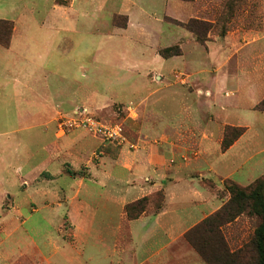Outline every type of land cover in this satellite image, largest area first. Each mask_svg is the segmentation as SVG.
Masks as SVG:
<instances>
[{"label":"rangeland","instance_id":"obj_1","mask_svg":"<svg viewBox=\"0 0 264 264\" xmlns=\"http://www.w3.org/2000/svg\"><path fill=\"white\" fill-rule=\"evenodd\" d=\"M228 1L0 0L4 41L17 26L0 44V264H152L176 237L158 264H207L185 238L220 209L195 221L204 203L264 178V0ZM192 19L213 28L200 39ZM60 102L75 106L45 120ZM77 113L125 141L63 125ZM227 128L245 132L223 152ZM142 198L143 215L166 205L170 238L134 223L132 242L122 215ZM258 223L225 226L231 248Z\"/></svg>","mask_w":264,"mask_h":264},{"label":"trees","instance_id":"obj_2","mask_svg":"<svg viewBox=\"0 0 264 264\" xmlns=\"http://www.w3.org/2000/svg\"><path fill=\"white\" fill-rule=\"evenodd\" d=\"M194 2L195 0H180ZM238 0L228 1L223 15L228 14L237 6ZM1 22V21H0ZM5 24L6 23H2ZM184 27L198 38H204L213 24L204 20H190ZM12 30V28H10ZM11 30L4 41L0 32V44L9 47L12 41ZM172 48L160 51L163 58H169ZM264 111V102L260 105ZM242 128H227L221 144L223 152L228 151L244 134ZM226 190L229 200L218 211L204 219L201 223L185 234L187 241L197 250L207 264H264V178L258 179L248 187H240L234 183L228 184ZM149 204L148 198H142L127 205L126 214L130 221L139 219ZM242 215L257 217L259 223L250 239L240 248L233 250L223 232V228L234 223Z\"/></svg>","mask_w":264,"mask_h":264},{"label":"crops","instance_id":"obj_3","mask_svg":"<svg viewBox=\"0 0 264 264\" xmlns=\"http://www.w3.org/2000/svg\"><path fill=\"white\" fill-rule=\"evenodd\" d=\"M64 7H68V8H72L73 7V3H71L70 5H67V6H64ZM122 15H126L127 17H128V19H129V21H128V27L130 26V22L132 23V17L130 16V15H128L127 14V12H125V13H122ZM127 27V28H128ZM17 32V26H16V24H15V28H14V33H13V36H12V41H13V37H14V34ZM12 41H11V45H12ZM74 106H75V104L73 103V102H70V104L69 105H67L66 104V102L65 103H63L62 104V102H60L59 103V105H56L53 109H48L46 112H45V115H43L44 116V119L45 120H47V116H52V117H55L57 114H59L60 113V111L59 110H61V111H67V112H69V111H71L73 108H74ZM51 117V118H52ZM48 121V120H47ZM156 166L153 164V161H150V168H155ZM148 168V170H149V167H147ZM166 187L167 186H165V190H166V195H167V199H166V204H167V201H168V187H167V189H166ZM205 191V190H204ZM202 200L203 201H208L209 199H208V197H206V198H202ZM210 202H208V203H204V204H206V205H209V206H211V209L206 213V212H202L201 213V215H200V217H198V218H196L195 219V221H197L198 219H204V218H206L208 215H210L211 213H213V212H215L216 210H218L219 208H221L222 207V205H220V204H209ZM210 212V213H209ZM167 215V208H166V205H165V207H164V210L162 211V212H160V213H158V214H156V215H148V214H145V215H143L142 217H140L139 219H137V220H133V221H127L128 222V228H129V231H130V234H131V239H132V242L134 243L135 242V240H134V238L136 237V236H140L139 234H141V232L142 231H145L146 232V234H148L147 236L148 237H153V238H155L156 240L158 239V237L159 236H162L163 235V233H164V236H166V238L168 237V238H170V234L169 235H167V233L166 232H163V228L161 227V220H162V218L163 217H165ZM122 219H128L127 218V216L126 215H122ZM195 221H193V222H195ZM134 223H138V227L142 230H134L133 229V224ZM197 223V222H196ZM196 223H191L189 226L191 227L193 224H196ZM174 226H171L170 228H173ZM190 227H188V229L190 228ZM188 229H186L185 231H182L178 236L180 237H182L183 236V234L188 230ZM169 231H171V230H169ZM164 239L165 241L167 240V239ZM177 238V237H176ZM176 238H173V239H170V241L169 242H164L163 243V245H161L158 249H156V250H158V253L154 256V257H152V258H150L149 259V261H151L152 262V264H153V262L155 263V264H158L159 262V260H158V257H159V255L161 254L160 252L161 251H168L169 252V250L171 249V247L173 246V244H174V242L176 241ZM144 263L146 262V260H144L143 261ZM74 263V262H73ZM73 263H71V264H73ZM147 263V262H146Z\"/></svg>","mask_w":264,"mask_h":264},{"label":"built area","instance_id":"obj_4","mask_svg":"<svg viewBox=\"0 0 264 264\" xmlns=\"http://www.w3.org/2000/svg\"><path fill=\"white\" fill-rule=\"evenodd\" d=\"M63 125L81 127L103 141L119 143L125 141L121 127L104 125L94 117L82 113H77L73 119L64 121Z\"/></svg>","mask_w":264,"mask_h":264}]
</instances>
